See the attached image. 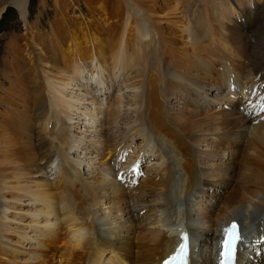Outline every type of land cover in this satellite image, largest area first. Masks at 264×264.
<instances>
[{"label": "bare ground", "instance_id": "1", "mask_svg": "<svg viewBox=\"0 0 264 264\" xmlns=\"http://www.w3.org/2000/svg\"><path fill=\"white\" fill-rule=\"evenodd\" d=\"M111 1L114 17H109L100 5L106 23L98 19L97 25L94 24L96 33L87 27L89 33L81 40L77 31L82 28L75 29L79 22L56 20L50 24L48 33L41 32L38 22L26 21L28 0H0V17L11 4L25 22L23 44L30 66L28 87L18 81L16 87L12 83L11 87L15 88L7 102L0 103V125L5 126V130L0 129V264H158L180 244L182 231L191 238L193 248L197 246L190 264H214L215 241L222 228L232 221L241 226L242 233L237 264H255V258L264 256V236L260 240L243 238L249 233L250 219L264 210V126L247 131L243 127L247 122H238L237 111L252 106L241 103L240 98L232 102L226 94L238 110L230 108L219 113L212 112L207 108L210 104L201 100L199 91L204 89L206 93L207 81H215L207 56L225 57L223 51L209 45L215 33L207 27L213 23L210 19H214L211 4L208 2L206 11L198 13L193 8L197 4L194 0H171L173 3L168 4L172 6L162 14L156 0ZM184 8L190 10L197 24L192 23ZM181 18L183 21L179 22ZM178 24H186L182 32L187 42L203 57L196 60L194 72L190 71L193 67L186 63L185 56L173 49V37L166 35L167 27ZM235 32L233 25L225 26L218 35H225L228 47L240 45L241 39ZM83 42L84 47L79 46ZM166 67L172 72L167 73ZM230 71L225 93L232 90L236 96L244 89L249 98L255 100V95L264 98L261 93L264 79L259 69L252 73L253 79L250 74L244 77L239 71ZM94 73L98 77L95 85L91 81ZM119 78L124 81L119 82L118 90H129L123 97L128 99L126 108L132 105L138 109L134 111V121L142 137L140 144H153L150 149L155 148L157 153L151 163L164 170V175L167 173L153 187L157 191L132 199H126V191L117 180L109 179L106 161L101 163L103 176L99 174L97 182L84 181L79 170L82 163L90 165L96 153L86 142L91 140L86 136L91 130L87 127L92 126L89 124L95 117L87 104L97 102L94 95L104 94V87L110 88ZM257 81L261 92L256 94L254 90L251 94L248 87ZM167 99L173 103L167 105ZM174 104L178 109L172 107ZM201 116L218 117L215 126L223 129L221 133L225 135L221 137L226 147L236 144V152L228 157L226 164L217 165L220 169L199 167L202 166L199 156L203 155L197 149L200 144L221 146L219 140H214L218 136L207 128L209 124ZM134 134L131 131L129 136L133 138ZM250 151L255 154L251 156ZM89 152L94 155L90 156ZM240 157L246 164L245 186L230 183L240 172ZM140 161L139 156L131 167L133 173L137 172ZM53 164L56 165L54 179L59 182L57 189L44 175L48 172L45 169ZM84 165L82 170H87ZM236 178L242 182L240 177ZM206 195L216 200V205L222 202V209L203 206ZM148 196L150 200L145 199ZM24 197L26 202L21 199ZM9 201L40 208L30 210L34 213L31 220L13 219L8 216L10 211L28 210L16 209ZM103 205L110 206L104 211ZM135 222L144 225V231H138ZM14 223L23 226L13 227ZM61 231H66L64 237ZM12 236L17 239L14 241ZM28 237L46 238L50 250L28 253L19 259L18 246L23 248L21 240H29ZM60 245L62 250L56 256ZM258 264H264V260Z\"/></svg>", "mask_w": 264, "mask_h": 264}, {"label": "rangeland", "instance_id": "2", "mask_svg": "<svg viewBox=\"0 0 264 264\" xmlns=\"http://www.w3.org/2000/svg\"><path fill=\"white\" fill-rule=\"evenodd\" d=\"M194 1H196L197 4L194 5L193 8L194 11L195 10L197 12L199 11L198 13H203L202 10L204 12L206 11L205 7L208 5V2L211 4L210 9L213 11L211 16H214V19L212 18L210 19V22L213 23L209 22L210 24H208L207 27L209 26L211 28V31L212 32L214 31L215 33L214 34L212 33V35H214L212 36L213 39L211 38L212 41L208 40L209 45L210 47L218 48V50L223 51L225 53L224 54L225 57H221L222 59L214 58L215 54L213 56L212 54L207 56L208 58L210 57L208 60L210 63V67L213 70V76L215 78V81H207L206 93H204L203 91L204 89H202L200 90L201 92L199 91V95L201 96V100L203 98L208 104H210L207 108L211 109L212 112L215 113H219L221 111L224 112L225 110H228L230 108H232V110L237 111L238 109L236 105L231 103L229 101L230 99L228 100V97L226 96L225 81H226V77L231 73L230 69L233 70L234 72L239 71L238 69H243L239 72L241 74L243 73L242 75H244V77L250 74L252 76V78L250 79L254 78L253 74L257 72L259 69L260 75L264 79V74H263L264 73V0H204L205 2L202 0H194ZM112 2L113 1L111 0H28L27 9H26L27 10L26 21L28 24H33L34 22L36 23L38 22V26L40 27L39 30L45 33L46 32L48 33L50 24L55 23L56 20L61 23L72 22L74 24L75 22H79L78 23L79 27H75V29L82 28L77 32H79L78 35L80 36L81 40H85V37L87 36V32L89 33V29H87V27L90 28L91 33L94 34L96 33V30L94 29V24L97 25L98 19H100V23L103 24L106 23L105 22L106 20L104 19L105 16H102L101 10H99L100 5L104 6V10L108 12L109 17L110 16L114 17V12L112 10L114 5ZM171 2H172L171 0H156L155 3L158 4L157 9L158 11H160L159 13L162 14L166 13V10L172 6L168 4ZM228 8H230L231 10L230 11L227 10ZM221 9H226V10L220 11ZM184 10L188 12L187 16L189 19H192V17L194 18V16H191L192 14H189L190 13L189 9L184 8ZM90 16H92L95 21L91 20ZM192 20L191 22L193 24L196 23L194 22V19ZM229 20L232 21L230 23H233L231 25H233V27L236 28L235 34H238L241 39L240 45L231 44L230 47H228L225 45V39H224L225 35H223L222 33L221 35H218L221 28H224L225 26H231L230 23H228ZM181 21H183V18H181L179 22ZM81 24L82 26H80ZM184 25L181 24L173 25L171 27H167L165 31H166V35H170L174 39L173 49L177 50L176 52L177 54H181L185 56L186 63L193 67L190 69V71L194 72L195 68L197 67V64H195L196 60L203 59V57L200 56L195 49L191 48V46L187 42L186 37L182 32ZM24 33H25V22L23 21L20 12L17 10V8H15L14 5L11 4L7 5L0 17V103H3L4 101L7 102L8 96L10 95L12 89L16 87L17 84L16 81H18L21 84L23 83L26 87H28V85L30 84L27 82L30 73L29 72L30 66L28 64V59H27L28 52L26 51V45L23 44ZM163 42H165L164 39ZM80 45L81 47H84L85 44L83 42V43H79V46ZM46 49L48 52H50V50L47 47ZM233 54L236 56V57L234 56L235 57L234 60H233ZM84 55H85V51H84ZM224 58L225 60L229 59V61L226 62L225 60H223ZM105 59H107V57ZM163 59L165 61L168 60L167 57H163ZM211 59L213 60L210 62ZM107 62L109 61L107 60ZM88 64L90 63L88 62ZM168 68L170 67H166L165 71L167 73L169 72L171 73L172 69L171 68L168 69ZM16 74L20 80L16 77ZM91 81H93V85H95L98 82V77L95 73L91 77ZM123 81L122 78H119L113 83V85H111L110 88L104 87V90H106L104 94L102 92L100 94L94 95L96 98L95 100H97V102H93L92 104L89 105L87 104V106L92 108L91 113L94 114L95 117L92 118L93 123L89 124L92 126L86 125L89 126L87 128L91 129L90 132L86 133V136H88L91 140H87L86 142L88 144H91L92 147H94V151L96 153L94 155L92 154V152H89L91 153L90 156L94 155V157H92L94 159L93 162H91L90 165L89 164L84 165V163H82V165H80L81 168L79 170L82 174V177L84 178V181L86 182L90 181L94 183L97 182L96 180L98 181L100 180L99 177L103 176L101 170H103L104 167L101 166V163L103 160L106 161L109 170V179L117 180L118 184H120V187L121 188L123 187L122 188L123 191L124 192L126 191L125 192L126 199H132L137 195L147 194L149 192L150 194H152L155 191H157L153 187L158 186L162 181L161 179H163L164 176L167 175V173L164 175L163 173L164 170L160 171L159 169H157L158 167L155 166V164L151 163V161L156 160L155 153H157V150H155V148L153 151H151L150 149V146H152L153 144L151 143L146 144V146H142V144H140L142 137L141 134L139 133L138 123L134 121L135 119L134 111L138 109L134 108L132 105L126 108L125 104L128 99L127 98L125 99L123 97L128 93L129 90L128 89H123V91L118 90L119 84ZM12 83H14L15 85L14 88L11 87ZM213 83L214 85H217L216 87L218 88H216L213 85ZM261 83H262L261 86H263L264 80ZM258 84L259 81L255 82L253 86L251 85L248 87V89L251 91V94H253L255 90L254 87H257L259 89L257 91V94L261 92V89L259 88ZM107 85L108 83L106 82V86ZM261 93H263L264 95V91ZM214 96H219V98L215 99L213 98ZM201 100L200 102H202ZM169 102L173 103L172 100L167 99L166 104L168 105ZM250 105L252 106L245 107L243 111L241 110L237 111V113L239 112L238 122L249 123V124L246 123V125L243 126L244 128L246 127L248 129L247 131L252 129V127L258 125L264 126V116H260L263 115L264 113V98L262 99L260 98V96L255 95V100L254 99L251 100ZM172 107L174 109H178L179 106H176V104H174L172 105ZM192 107L193 106L189 107L188 109L191 110ZM210 118L213 119L212 122ZM210 118L201 116V119L204 120V122H206L207 124H209L207 128L218 136L214 140H219V142L217 143H220L221 146L216 147L214 145H210L209 147H207L204 144L202 145L200 144V146H198L197 149L198 151L201 149L200 152H202L203 155L199 156V159L201 160L200 162L202 163V166L199 167L220 169L217 167V165L221 162L226 164L228 157H230V155L236 152V148H235L236 144L231 143L230 146L227 148L226 147L227 144L225 140L221 137L225 135V134L222 135L221 133L223 129L217 128L215 126L219 118L216 116H212ZM52 125L54 127V124ZM0 129L5 130V126L0 125ZM48 129H51L50 124L48 126ZM131 131L132 133L136 132V135L134 134L133 138L129 136ZM82 134L85 133L82 132ZM97 139L99 140L97 141ZM98 142L100 144H97ZM203 149H205V151H203ZM240 149L242 150L243 153L245 149L243 143L240 145ZM207 154L210 156H207ZM254 154H255L254 151H250L251 156ZM139 156L141 158L140 164L138 165L137 172L133 173L131 171V167L133 163L137 161V158ZM130 159L135 161L130 162ZM83 165H84V169L87 170H82ZM245 165H246L245 161H243L242 158L240 157L239 158L240 172L239 174L236 175V177H240L242 179V182L240 181V179H237L235 177L230 181V183L239 186H242L244 184L246 173H243V167H245ZM55 166H56L55 164L49 166V169H51L52 171H49V169L46 168L45 170L48 172L46 174L44 173V175H46V178L49 181H51V183L53 184V188L57 189L59 186V182H57V180L54 179L55 175L53 174L54 172L53 170L56 168ZM99 174H101V176L98 177ZM75 179L77 178L75 177ZM137 189L138 190L140 189L141 191L140 190L137 191ZM209 192L210 191H207L206 194H209ZM149 197L150 196L146 197L145 199L150 200ZM203 198H204L203 206H205L207 209H214V210L222 209V202H218V204L216 205L217 201L216 200L213 201L214 199L209 197L208 195H206ZM21 199L24 202L27 201L26 197ZM8 203H10L11 206L16 207V209L20 208V209L28 210V212L26 213H22V212L15 213L13 211L9 212L8 216L10 218L13 219L17 218L19 220L22 218L28 220L33 219V215H34V213H32L33 209L40 208L39 206H35L33 208L31 207V205H25L23 203L21 204L11 203V201H9ZM109 206L110 205H103L101 209L106 211L108 210L107 207ZM258 214H257L258 216L256 215L257 217L255 216L256 218L253 217L250 219L251 221V224L249 226L250 230H248L249 233L247 234V236L244 235L243 240H245L246 237L250 238V240L263 239L264 210L259 211ZM215 216L216 215H214V217ZM19 220H17V222ZM11 225L13 227H18V226L22 227L23 223H14ZM143 226L144 225L140 224L139 222L138 223L135 222V228L138 231L141 230L144 231ZM65 233L66 231H61L60 235L64 237ZM29 235H32V233H29ZM12 239L15 241L17 238L15 236H12ZM28 239L29 240H24V242L23 240H21V245L23 246V248H21V246H18L19 259L28 256L29 255L28 253L30 254L38 253V252L42 253V252H46L47 250H50L48 244L46 243L47 242L46 238L28 237ZM29 246L33 248L25 250L26 247L28 248ZM61 248L62 245H60L59 248H57L58 252H56V256L60 255V251L62 250ZM92 254L93 251H90L89 255L92 256ZM251 258L252 257H250V259ZM263 260H264V256H261L260 258H255L254 263L258 264Z\"/></svg>", "mask_w": 264, "mask_h": 264}, {"label": "snow or ice", "instance_id": "3", "mask_svg": "<svg viewBox=\"0 0 264 264\" xmlns=\"http://www.w3.org/2000/svg\"><path fill=\"white\" fill-rule=\"evenodd\" d=\"M227 232V236L224 240V247L225 251L221 253L222 256L226 257L224 261H222V264H230V262L233 259L234 251H235V245L236 241L239 239V237L236 235V225L233 224L230 229L225 230ZM182 240L185 242L182 243L179 247V250L177 252V255L172 257L171 259L173 261L179 259L180 264H187L186 257H187V236L182 237ZM165 264H169V262H165Z\"/></svg>", "mask_w": 264, "mask_h": 264}]
</instances>
